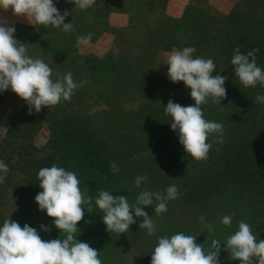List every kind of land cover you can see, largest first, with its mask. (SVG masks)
I'll list each match as a JSON object with an SVG mask.
<instances>
[{"label":"rangeland","instance_id":"1","mask_svg":"<svg viewBox=\"0 0 264 264\" xmlns=\"http://www.w3.org/2000/svg\"><path fill=\"white\" fill-rule=\"evenodd\" d=\"M53 3L61 14L72 12L64 22H71L74 31L44 28L20 17L14 39L25 44L27 55L53 69V79L71 73L78 87L68 101L39 113L33 109L35 120L14 92H0V160L9 169L3 186L8 185L10 193V184L25 191L37 181L31 177L37 165L54 159L64 162L69 151L88 143L109 165L119 167L120 191L114 196L124 195L132 204L142 189L166 193L168 186L176 185L180 193L160 216L155 215L157 201L142 206L156 223L152 236L140 229L143 218L134 212L136 223L126 233H112V244L102 251L97 244L106 226L103 235L94 227L85 228L90 237L83 242L103 253L105 264H151L158 239L178 232L196 236L205 251L218 239L219 264H240L230 259L223 244L238 231L239 222L249 224L257 239L264 240V103L256 101L264 86L246 88L235 76L231 60L237 48L246 55L264 47V0H97L86 10L75 8L71 0ZM88 33H93L91 42L77 46V37ZM185 47L196 49L193 58L214 61L213 76L228 77L221 104L209 99L201 106L204 118L224 129L222 143L215 135L209 137L212 147L204 161L184 151L178 132L171 129L172 118L165 113L169 100L195 105L190 89L167 76V57ZM116 49L119 55L113 54ZM257 89L258 94L253 92ZM32 121L38 125L27 135ZM11 133L18 135L9 144ZM54 138L63 143L55 144ZM144 175L148 182L134 187L136 177ZM77 178L82 179L79 174ZM14 194L0 202V221L14 219L21 207L30 209L34 224H27L50 240L53 218L39 210L34 197L30 204L25 196L19 199ZM103 215L100 211L101 224ZM226 215L232 216L231 227L221 223ZM205 223L213 226L211 235ZM41 225L50 232L42 231Z\"/></svg>","mask_w":264,"mask_h":264},{"label":"clouds","instance_id":"2","mask_svg":"<svg viewBox=\"0 0 264 264\" xmlns=\"http://www.w3.org/2000/svg\"><path fill=\"white\" fill-rule=\"evenodd\" d=\"M71 2L75 8L86 10L97 0ZM0 9H11L13 15L26 17L30 23L34 21L44 28H62L65 33L74 31L71 22H64L72 12L65 10L61 14L53 0H0ZM14 33V27L0 23V92L9 89L14 92L26 102L29 114L33 109L39 113L42 108L70 100L78 87L71 73L53 79V69L42 59L27 55L25 44L14 39ZM92 36L93 33L78 36L77 46L88 45ZM258 51L253 49L245 55L237 48L231 60L235 76L246 88L264 86V70L257 66L255 58ZM195 52L194 47L174 50L165 63L168 65V78L173 83L183 82L190 89L195 105L185 107L169 100L165 113L172 118L171 129L178 132L184 151L196 161H204L212 147L207 142L209 137L215 135L216 142L222 143L224 129L221 123L206 120L201 106L209 99L214 104H221L226 98L224 84L228 77L213 76L216 70L214 61L193 58ZM113 54L119 55V50H114ZM256 101L264 103V95H258ZM110 167L114 173H119L118 165L111 163ZM8 171V165L0 160V184L4 183ZM38 179L42 191L36 195L35 201L39 210L46 211L47 216L53 218L54 226L65 238L44 241L35 228L28 224L21 227L18 222L6 219L0 227V264H102L97 250L76 239V233L80 232L77 225L85 214L84 206L87 205L89 213L93 206V198L86 197L79 187L77 174L53 164L41 168ZM147 182V175L137 176L134 187L140 188ZM179 195L176 185L168 186L166 193L142 189L135 203L130 204L126 196H113L102 190L95 199V205L104 213L102 219L108 232L122 234L129 231L130 226L136 223L134 212L135 217L143 218L140 229L152 236L156 233V223L142 206H152L154 200L157 201L154 210L155 215L160 216L167 212L168 201L177 199ZM199 219L204 221L205 217ZM221 223L231 227L232 216H224ZM204 227L209 235L214 232L211 224L205 223ZM41 230L50 232V228L44 225H41ZM223 244L224 250L230 253V259L239 260L240 264H264V240H258L249 224L243 221L239 222L238 231ZM220 251L218 239H213L211 248L205 251L204 246L196 242V236L178 232L170 238L163 236L158 239L151 252V264H219Z\"/></svg>","mask_w":264,"mask_h":264},{"label":"trees","instance_id":"3","mask_svg":"<svg viewBox=\"0 0 264 264\" xmlns=\"http://www.w3.org/2000/svg\"><path fill=\"white\" fill-rule=\"evenodd\" d=\"M253 49H259L258 52H256V57L258 59V67H261L262 70H264V47H257V48H253ZM252 49V50H253ZM254 93L258 94L260 91L259 89L254 90ZM250 96H252V94L248 93ZM264 95V92L263 94ZM35 113V111H34ZM32 113V114H34ZM42 115V113H40ZM30 118L32 119H36L38 118L35 114L33 117L30 116ZM41 119H44V115L40 116ZM41 122V121H40ZM38 125V122L30 123V126H28V132L27 135H30V133L32 132V127H36ZM53 124H50L51 129L54 130V132H52V137H55V126H52ZM62 125H64L62 123ZM27 126V125H26ZM18 134L16 133H11V138L8 140L9 144H11V142L13 141L12 139L14 137H17ZM19 137V136H18ZM54 143L57 144L60 142V140H57L56 138H54ZM60 143H63L62 141ZM16 144V143H14ZM88 144V143H87ZM86 143L84 145H82L80 148L75 149L73 152L69 151V155L70 156H66V158L62 157L63 161L65 159L64 162H59L57 160H53L54 162H44L42 163V165H40L38 167V165L34 168V175L32 174L31 177H35L34 180H37L33 186L28 187V189L26 188L25 191H20L16 184H10L12 187V193H10L7 188L8 185L3 186L2 183L0 184V202H6L9 199H7V197H10L11 194L15 193L14 195H18V198L20 199L21 196H25V200L29 199L28 202H30V204H33V199H31V197H36V195L38 193H40L42 191V189L39 186V179H38V172L41 168L43 167H51L53 164H55L57 167H62L64 168L66 171H71V168L75 169L76 173L79 174L82 179L79 180L80 184L79 187L81 188L82 192H84L85 196H91L93 198L92 201V210L89 213L88 209H87V205H85V214L84 217L82 219V221H80L78 223V228L80 229V232L76 233V239L80 242H83L87 239H89L90 234L87 232V229L85 228H89V227H94L95 229L99 230L100 235H103V233H105V224H101L100 222V210L98 209V207L95 205V199L98 198L99 192L102 190H106L109 191L111 194H113L114 196V192H119L120 188L116 185V173L113 172V170L111 169L110 165L107 163V161L101 156L100 152L97 150L96 147H90L89 145H87ZM66 146V145H65ZM28 149V148H27ZM68 155V154H67ZM75 157L74 160H72V158ZM8 181V180H7ZM9 182V181H8ZM91 182V184H90ZM117 183H119L117 181ZM120 184V183H119ZM124 192H121V194ZM20 195V196H19ZM13 197V196H12ZM16 207H19L16 206ZM17 214H15V218L12 219L15 222H18L20 224L21 227H23L25 224L30 223V224H34V218H32L31 215V210L30 209H24L21 207V209H17ZM98 218H99V222H98ZM5 220H1L0 221V227L3 226V222ZM99 224V225H98ZM53 225V233L51 234V239H61L63 240L65 238V236L63 234H60V230L57 229L54 224ZM108 233V234H107ZM41 236V234H40ZM42 237V236H41ZM44 241H50V240H46L43 239ZM112 240H113V236L112 233L110 232H106V234L104 235V237L102 238V240L100 241V244H97L98 247L104 248L103 250L107 249V247H110V245L112 244ZM90 247L94 248L93 245H91ZM102 251V249H101ZM99 252V251H98ZM103 254V253H102ZM101 252H99V258L102 261V264H105L104 261V254L102 255Z\"/></svg>","mask_w":264,"mask_h":264},{"label":"crops","instance_id":"4","mask_svg":"<svg viewBox=\"0 0 264 264\" xmlns=\"http://www.w3.org/2000/svg\"><path fill=\"white\" fill-rule=\"evenodd\" d=\"M19 20L20 17L13 15L11 9H9L8 11H4L3 9H0V23H3L9 27H14L16 29Z\"/></svg>","mask_w":264,"mask_h":264}]
</instances>
